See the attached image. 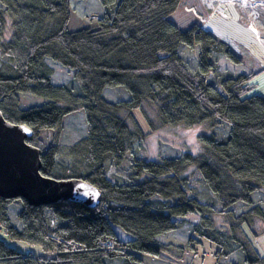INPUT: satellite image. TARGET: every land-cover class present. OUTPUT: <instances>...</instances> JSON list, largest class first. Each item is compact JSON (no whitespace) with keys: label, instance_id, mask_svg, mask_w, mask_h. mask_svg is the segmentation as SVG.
<instances>
[{"label":"trees","instance_id":"1","mask_svg":"<svg viewBox=\"0 0 264 264\" xmlns=\"http://www.w3.org/2000/svg\"><path fill=\"white\" fill-rule=\"evenodd\" d=\"M183 1L101 0L102 15L72 31L70 0H0V112L9 122L33 131L27 142L41 150V173L67 179L58 177L64 173L58 162V137L47 144L41 132H61L65 117L83 110L87 135L68 148L76 158L70 178L85 179L102 191L94 208L66 200L33 206L22 198L0 197L2 232L43 249L23 254L0 237V264L142 262L144 257L170 254L173 244L158 236L179 227L176 217L191 214L199 217L188 241L194 250L190 264H264V254L250 240L258 233L256 220L264 228V208L253 198L264 190V95L250 93L255 73L221 76L217 84L207 80V72L217 69L214 56L236 64L241 57L202 24L183 28L173 22ZM181 44L199 46V72H192L179 54ZM47 59L73 71L79 93L72 86L53 83ZM116 86H124L131 98L107 100L105 88ZM20 93L47 102L19 108ZM146 101L157 106L164 125H207L214 131L225 123L229 132L223 137L216 130L201 134L199 154L127 158L146 134L138 126L131 129L120 113L142 109ZM192 166L215 202L187 191L190 177L184 173ZM111 168L119 179L109 177ZM19 199L21 228L9 213ZM240 204L246 210L236 213ZM221 215L229 220L226 229L216 223ZM115 226L133 238L122 241ZM204 240L218 249L209 260L194 261L198 253L193 244ZM176 248L185 251L182 245ZM240 249L242 262H230ZM212 259L215 262L209 263Z\"/></svg>","mask_w":264,"mask_h":264},{"label":"rangeland","instance_id":"2","mask_svg":"<svg viewBox=\"0 0 264 264\" xmlns=\"http://www.w3.org/2000/svg\"><path fill=\"white\" fill-rule=\"evenodd\" d=\"M70 3L73 17L69 29L72 31L90 23L86 20V15L91 13L102 15L104 10L101 0H70ZM171 20L181 24L183 28L190 27L194 23L202 24L205 29L228 42L241 57V63L236 64L225 56H214L217 69L207 72L206 77L209 82L217 84L221 76L255 73L251 79L252 89L250 93L264 95V0H184L182 7L171 17ZM256 27L259 29L260 36L255 31ZM178 52L192 72H199V46L181 44ZM1 64L2 60L0 58ZM47 64L53 69L52 81L54 84L72 86L76 92H80V87L73 77L72 70L51 59H47ZM104 96L107 100L113 102L131 98L130 92L124 86L107 87L104 90ZM19 99V108H28L47 102L46 98L28 93H20ZM120 116L125 118L131 129L138 126L146 134L144 140L134 146L133 152L128 154L127 158L134 154L146 160H158L163 156L174 157L186 152L199 154L203 151L199 138L201 134H211L217 131L216 133L223 137L229 132V126L225 123L220 124L215 129L216 131L211 130L207 125L195 128H187L183 124L164 125L160 121L157 106L149 101L144 103L142 109H135L130 114L122 112ZM41 135L47 144L56 141L57 137L59 139L58 162L60 168L64 169L61 172L64 173L58 177L70 178L74 176L75 174L72 173L70 167L76 164V158L70 156L68 148L87 135V122L84 111L77 109L66 116L61 132L54 129H43ZM126 167L127 165H124L121 172L124 173ZM115 171L114 168H111L108 172L113 181L119 179L116 177ZM184 176L190 177L189 183L186 185L190 195H198L200 196L198 198L202 201L215 202L214 196L204 184L202 176L195 166L188 168ZM263 191L255 192L253 198H255L257 204L264 208ZM241 205L237 206L236 213L246 210ZM21 207L22 202L20 199L9 207L10 216L19 228L22 227L18 219V212ZM217 209H219L218 206ZM198 217V214L176 217L175 221L179 224V227L174 231L158 236L160 241L173 244L170 247V254L163 253L157 258L144 257L142 262L133 264H190L193 261L194 250L188 246V241L193 233L194 226L197 224ZM228 221L225 216L216 217V223L220 226L224 225L223 229L227 228ZM261 225L262 223L256 220L254 229L258 233L252 236L250 240L252 246L258 252L264 254V228ZM115 230L122 241L133 238L117 226H115ZM0 237L6 244L16 248L23 254H39L43 251L40 245L12 238L5 232H0ZM239 238L242 242L247 243V238L243 234L240 233ZM177 245L185 247V251L180 252L176 248ZM246 245L250 249L249 252H252L250 245L248 243ZM193 247L197 249L198 253L194 261L209 260L218 249L215 243L208 240H204L201 244H193ZM207 254H209V257L206 256ZM243 257L244 253L240 249L229 261L239 263L242 262ZM212 262H215V260L209 261V263ZM108 264H125V261L116 259L108 261Z\"/></svg>","mask_w":264,"mask_h":264},{"label":"water","instance_id":"3","mask_svg":"<svg viewBox=\"0 0 264 264\" xmlns=\"http://www.w3.org/2000/svg\"><path fill=\"white\" fill-rule=\"evenodd\" d=\"M32 135L27 125L11 123L0 112V197L22 198L33 206L63 200L98 206L102 191L87 180L41 173V150L27 142Z\"/></svg>","mask_w":264,"mask_h":264},{"label":"built area","instance_id":"4","mask_svg":"<svg viewBox=\"0 0 264 264\" xmlns=\"http://www.w3.org/2000/svg\"><path fill=\"white\" fill-rule=\"evenodd\" d=\"M100 17L99 14L97 13H91L89 15H86L85 18L88 22H94L96 21L98 18ZM3 230L0 228V232H2Z\"/></svg>","mask_w":264,"mask_h":264},{"label":"crops","instance_id":"5","mask_svg":"<svg viewBox=\"0 0 264 264\" xmlns=\"http://www.w3.org/2000/svg\"><path fill=\"white\" fill-rule=\"evenodd\" d=\"M255 31H256V33H258L257 35L260 36L259 29L257 27L255 28Z\"/></svg>","mask_w":264,"mask_h":264}]
</instances>
